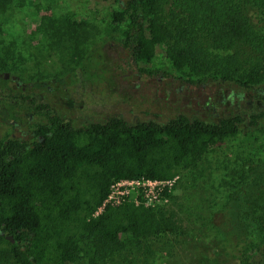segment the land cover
<instances>
[{
  "label": "trees",
  "instance_id": "1",
  "mask_svg": "<svg viewBox=\"0 0 264 264\" xmlns=\"http://www.w3.org/2000/svg\"><path fill=\"white\" fill-rule=\"evenodd\" d=\"M116 1L109 18L134 63H150L157 45L166 44L167 57L184 73L178 78L256 91L262 110L252 122L264 117V34L257 29L264 0ZM14 2L0 0V16L10 15ZM91 27L72 11L45 23L59 47L79 42ZM244 48L254 54L247 71L238 65ZM35 107L45 110L39 112L47 121L36 124L32 142L9 136L0 141V264H81L84 257L88 264H108L123 251L141 253L147 262V240L177 230L176 212L169 204L125 200L95 214L111 183L171 179L196 166L212 146L237 136L245 121L240 112L219 121L180 113L165 122L112 116L75 127L49 104ZM259 208L263 211L252 216L254 224L263 223L264 204ZM260 248L261 263L243 264H264L263 242Z\"/></svg>",
  "mask_w": 264,
  "mask_h": 264
},
{
  "label": "rangeland",
  "instance_id": "2",
  "mask_svg": "<svg viewBox=\"0 0 264 264\" xmlns=\"http://www.w3.org/2000/svg\"><path fill=\"white\" fill-rule=\"evenodd\" d=\"M13 6L10 15L0 16V64H7L0 68V141L20 135L8 119L23 106L14 98L22 91L49 103L75 127L112 116L129 122H165L180 113L211 121L236 112L245 117L237 136L212 146L196 166L175 174L167 194L153 201V206L169 204L175 210L178 229L147 240V262L141 253L123 251L108 264L261 263L264 219L259 224L252 219L264 204V117L252 122L262 110L258 93L228 82L194 84L178 78L184 73L167 57L166 44L157 45L150 63H134L109 18L119 6L116 0H15ZM67 11L88 19L92 27L79 42L59 47L45 23ZM257 29L264 34V19ZM253 55L241 49L238 65L247 71ZM24 85L26 90L20 88ZM39 116L47 121L44 112ZM81 264H88L85 257Z\"/></svg>",
  "mask_w": 264,
  "mask_h": 264
},
{
  "label": "built area",
  "instance_id": "3",
  "mask_svg": "<svg viewBox=\"0 0 264 264\" xmlns=\"http://www.w3.org/2000/svg\"><path fill=\"white\" fill-rule=\"evenodd\" d=\"M171 180L172 179L161 180L146 177L115 180L110 185L108 196L95 214L101 212L108 204L117 205L125 200L145 206H153V201L159 200L163 196L164 190L170 188ZM131 196L132 200L130 199Z\"/></svg>",
  "mask_w": 264,
  "mask_h": 264
},
{
  "label": "flooded vegetation",
  "instance_id": "4",
  "mask_svg": "<svg viewBox=\"0 0 264 264\" xmlns=\"http://www.w3.org/2000/svg\"><path fill=\"white\" fill-rule=\"evenodd\" d=\"M4 76L8 77L6 76V74H4ZM19 84H20L19 81H17V85ZM22 89L26 90L25 85L22 87ZM32 94L26 91L25 92L22 91L21 93H18V94L15 93L14 98L18 99L19 101H22L21 104H23V106L21 105L20 106L21 108L17 106L15 108L16 117L14 119L10 118L8 120L16 129H18V132H20V135H16V133H12L9 137H17V138L29 140L32 142V140L36 136V127H37L36 124L40 122L39 114L41 112L39 111H45V110H40L39 108L35 107V105L40 102H38L36 100L35 95H32ZM42 104H49V103H42ZM24 105L27 107H24ZM53 109L54 111H56L55 108ZM56 113L59 114L57 111ZM38 136L41 137V135H38Z\"/></svg>",
  "mask_w": 264,
  "mask_h": 264
},
{
  "label": "water",
  "instance_id": "5",
  "mask_svg": "<svg viewBox=\"0 0 264 264\" xmlns=\"http://www.w3.org/2000/svg\"><path fill=\"white\" fill-rule=\"evenodd\" d=\"M6 76H8V74L6 73ZM10 238L12 239V237L10 236Z\"/></svg>",
  "mask_w": 264,
  "mask_h": 264
}]
</instances>
